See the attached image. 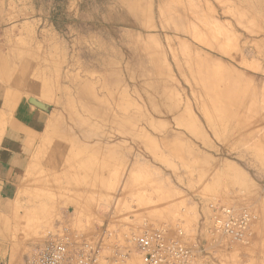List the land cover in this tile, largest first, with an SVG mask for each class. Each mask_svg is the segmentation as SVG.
I'll return each instance as SVG.
<instances>
[{
    "label": "rangeland",
    "instance_id": "374dc122",
    "mask_svg": "<svg viewBox=\"0 0 264 264\" xmlns=\"http://www.w3.org/2000/svg\"><path fill=\"white\" fill-rule=\"evenodd\" d=\"M9 2L7 69L49 119L9 264L51 235L110 256L146 228L200 264H264V0ZM212 204L253 212L242 239L212 234Z\"/></svg>",
    "mask_w": 264,
    "mask_h": 264
},
{
    "label": "crops",
    "instance_id": "0c3cea01",
    "mask_svg": "<svg viewBox=\"0 0 264 264\" xmlns=\"http://www.w3.org/2000/svg\"><path fill=\"white\" fill-rule=\"evenodd\" d=\"M9 0H0V264H9V235L16 216L17 197L25 186L33 164L39 138L48 123L47 107L42 109L29 100L34 96L18 94L23 89L26 65L9 72L11 60L6 51L17 19L11 18ZM20 24V23H19ZM21 60V58H17ZM42 103V102H41ZM46 106V105H45Z\"/></svg>",
    "mask_w": 264,
    "mask_h": 264
},
{
    "label": "built area",
    "instance_id": "2783aa9c",
    "mask_svg": "<svg viewBox=\"0 0 264 264\" xmlns=\"http://www.w3.org/2000/svg\"><path fill=\"white\" fill-rule=\"evenodd\" d=\"M211 232L240 240L248 230L254 214L246 207L210 205ZM131 249H118L110 256H101L99 243H81L73 247L67 235H51L25 264H200L194 252L176 233L166 229L146 228L131 235Z\"/></svg>",
    "mask_w": 264,
    "mask_h": 264
},
{
    "label": "water",
    "instance_id": "95a60500",
    "mask_svg": "<svg viewBox=\"0 0 264 264\" xmlns=\"http://www.w3.org/2000/svg\"><path fill=\"white\" fill-rule=\"evenodd\" d=\"M29 101H30L33 105H35V106H37V107H40V108H42V109H45V108H46V106H45L43 103H41V102L35 100L34 98H30Z\"/></svg>",
    "mask_w": 264,
    "mask_h": 264
}]
</instances>
